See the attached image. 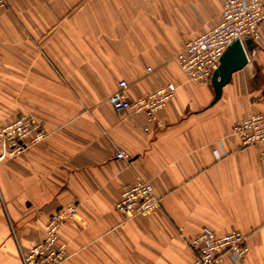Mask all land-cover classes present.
I'll return each mask as SVG.
<instances>
[{
  "label": "crops",
  "instance_id": "obj_1",
  "mask_svg": "<svg viewBox=\"0 0 264 264\" xmlns=\"http://www.w3.org/2000/svg\"><path fill=\"white\" fill-rule=\"evenodd\" d=\"M223 3L8 0L0 127L27 114L48 136L0 160V264H23L21 250L71 203L77 216L60 233L66 264H190L197 252L188 240L205 228L246 236L247 254L225 253L220 264H264V143L244 147L232 134L264 113V22L255 53L216 102L212 83L190 82L177 60L188 39L219 22ZM123 80L131 100L175 86L162 126L114 109L110 96ZM119 149L129 158H117ZM138 177L161 205L128 219L115 206Z\"/></svg>",
  "mask_w": 264,
  "mask_h": 264
},
{
  "label": "built area",
  "instance_id": "obj_2",
  "mask_svg": "<svg viewBox=\"0 0 264 264\" xmlns=\"http://www.w3.org/2000/svg\"><path fill=\"white\" fill-rule=\"evenodd\" d=\"M7 5L8 0H0V10ZM263 22V0H224L219 22L198 36L188 39L177 58L187 79L197 85L210 84L226 49L235 41H240L246 49L247 39L255 41L261 37ZM250 53L254 54L255 50ZM250 53L247 52L248 60ZM148 70L152 68L149 67ZM127 86V81H120L118 89L111 94L110 103L114 109L146 113L150 123L162 126L159 113L174 97L175 86L166 84L135 100L126 95ZM148 129L146 127V130ZM232 134L244 147L261 145L264 143V113L253 114L237 122L232 128ZM47 136L48 132L35 117L20 115L14 122L0 127V160L25 153ZM259 153L264 156V147ZM116 157L128 159L129 155L119 149L116 151ZM220 157L218 154L217 158ZM160 205L161 199L156 195L154 185L138 177L133 185L122 192L115 207L130 219L147 215ZM77 213L76 203L54 212L46 225L43 239L28 252L21 250L23 264H66L69 254L66 243L60 239V233L64 224L73 221ZM188 243L197 252L190 264H220L225 253L240 259L249 250L246 236L236 230L220 235L210 228H205L197 237L188 240Z\"/></svg>",
  "mask_w": 264,
  "mask_h": 264
},
{
  "label": "water",
  "instance_id": "obj_3",
  "mask_svg": "<svg viewBox=\"0 0 264 264\" xmlns=\"http://www.w3.org/2000/svg\"><path fill=\"white\" fill-rule=\"evenodd\" d=\"M246 44L248 52L255 47L252 39H247ZM246 49L240 41H235L224 52L220 65L215 69L211 79L215 92L213 102L220 99L223 87L230 82L233 74L247 66L249 60Z\"/></svg>",
  "mask_w": 264,
  "mask_h": 264
}]
</instances>
